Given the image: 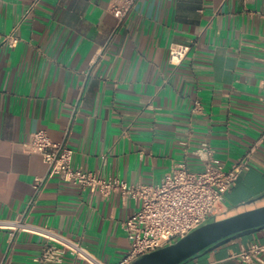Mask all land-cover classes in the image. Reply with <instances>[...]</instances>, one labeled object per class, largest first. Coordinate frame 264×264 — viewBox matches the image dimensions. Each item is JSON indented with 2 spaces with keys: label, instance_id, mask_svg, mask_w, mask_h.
<instances>
[{
  "label": "crops",
  "instance_id": "0c3cea01",
  "mask_svg": "<svg viewBox=\"0 0 264 264\" xmlns=\"http://www.w3.org/2000/svg\"><path fill=\"white\" fill-rule=\"evenodd\" d=\"M109 3L0 0V221L36 230L0 227V264H36L48 233L105 264L129 249L123 222L140 201L56 174L36 193L47 165L24 148L35 131L66 138L74 168L128 184L158 183L180 160L200 171L204 142L230 168L262 134L264 0H138L122 23ZM173 42L190 46L179 66L168 60ZM225 199L227 215L264 204V138ZM251 240L264 228L191 261L238 264L233 253ZM48 264L90 263L66 251Z\"/></svg>",
  "mask_w": 264,
  "mask_h": 264
},
{
  "label": "built area",
  "instance_id": "2783aa9c",
  "mask_svg": "<svg viewBox=\"0 0 264 264\" xmlns=\"http://www.w3.org/2000/svg\"><path fill=\"white\" fill-rule=\"evenodd\" d=\"M138 0H110L109 10L118 23L125 21ZM4 42L14 45L18 38L13 34L3 37ZM190 51V46L173 42L169 45L168 60L173 66H179ZM264 90V76L260 80ZM264 103V96L261 98ZM264 138L261 136L237 159L230 168L212 155V150L204 142L194 153L204 161L200 171L191 170L185 160L170 167L158 183L128 184L119 177L84 171L72 166L73 150L67 139L53 141L45 131L31 133L24 142L28 152L39 153L47 165L45 176L35 177L36 193L44 182L53 175L67 182L79 185L90 193L98 192L108 198L113 192L140 201L139 208L125 221L123 227L129 241V249L116 264H130L140 256L172 244L187 235L193 229L217 218L227 215L225 195L236 184L239 176L250 169V162L257 146ZM0 227L11 230L35 232V227L22 218L12 221H0ZM46 241L36 264H48L62 261L66 251L90 264H105L80 243L55 233L44 234ZM232 257L238 264H264V240L248 241ZM182 264H195L188 260Z\"/></svg>",
  "mask_w": 264,
  "mask_h": 264
},
{
  "label": "water",
  "instance_id": "95a60500",
  "mask_svg": "<svg viewBox=\"0 0 264 264\" xmlns=\"http://www.w3.org/2000/svg\"><path fill=\"white\" fill-rule=\"evenodd\" d=\"M261 228H264V204L213 219L130 264H182L203 251Z\"/></svg>",
  "mask_w": 264,
  "mask_h": 264
}]
</instances>
